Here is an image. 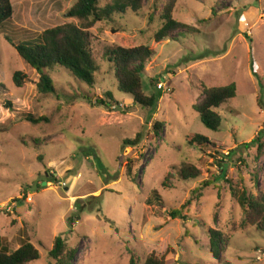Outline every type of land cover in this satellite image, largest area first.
I'll use <instances>...</instances> for the list:
<instances>
[{
    "label": "rangeland",
    "instance_id": "374dc122",
    "mask_svg": "<svg viewBox=\"0 0 264 264\" xmlns=\"http://www.w3.org/2000/svg\"><path fill=\"white\" fill-rule=\"evenodd\" d=\"M166 1L145 0L139 13L97 22L89 30L96 85L57 66L47 71L54 90L45 93L39 72L7 37L37 40L48 28L78 23L66 17L77 0H12L13 20L0 30V235L10 253L28 236L40 252L28 264H56L49 251L57 236L76 251L71 264H139L153 252L166 264H264V233L240 227L244 208L231 189L264 194V150L257 158L259 141L243 145L264 138V0H179L173 16L188 28L177 41L157 43ZM140 45L156 48L143 72L145 91L159 93L153 108L118 89L105 57L109 47ZM16 71L26 75L22 87ZM231 83L237 95L217 109L222 125L211 130L194 106L205 86ZM156 120L164 123L159 136ZM139 132V144L124 145ZM195 134L214 145H190ZM187 161L202 176L180 178ZM190 199L187 217L171 216ZM210 229L229 235L218 259Z\"/></svg>",
    "mask_w": 264,
    "mask_h": 264
},
{
    "label": "trees",
    "instance_id": "16d2710c",
    "mask_svg": "<svg viewBox=\"0 0 264 264\" xmlns=\"http://www.w3.org/2000/svg\"><path fill=\"white\" fill-rule=\"evenodd\" d=\"M145 0H115L105 6H100V0H77L66 13L67 18L77 19L78 23L68 22L48 28L43 31L37 40L18 41L17 43L7 37L8 41L16 48L21 56L33 69L40 74L39 89L41 92L49 93L54 90V81L47 71L55 69L57 66L64 67L80 81L85 82L90 87L96 85L97 74L100 65L97 62L92 46V35L89 31L97 22L115 19V15L125 14L128 10L139 13L144 7ZM179 0H167L161 12V27L154 33V40L157 43L166 40L177 41V33L188 28V26L174 18L173 13ZM14 16V6L12 0H0V30L5 24L12 21ZM115 30V29H114ZM156 54V48L151 45H140L136 47L116 46L109 47L105 52L106 60L115 71L118 89L130 94L134 103L145 108H153L158 104L159 93H147L144 89L143 72L148 60ZM25 74L16 71L13 80L17 87L23 86ZM237 95L236 83L224 86L207 87L202 91L201 98L195 109L200 115L203 124L214 131H218L222 125V116L217 111L222 105L233 99ZM110 100H115L111 92L107 93ZM98 104H106L104 100H97ZM108 105V103H107ZM32 122L46 120L45 117L34 119L27 117ZM164 123L156 120L153 124L154 133L159 136ZM143 133L139 132L134 139L124 141V145H137L141 142ZM259 141L257 158H260L264 150V138L258 136L250 143H243L245 147H251ZM189 144L194 145H214L206 136L195 134L189 140ZM240 148V147H237ZM236 150L230 151L228 155L234 154ZM134 163L129 159L127 163V175L136 181L134 175ZM178 176L185 179L198 178L202 176L201 168L192 162H183L178 169ZM168 186L167 180L163 182ZM211 181H204L194 189L193 194L198 197L204 187L210 186ZM231 186L234 195L244 208V217L240 227H255L264 233V194L257 195L250 192L246 187L239 188V185ZM24 198V196L22 197ZM188 200L180 209L171 212L172 217H187L184 209L190 205ZM210 248L215 258H220L224 246L227 243L228 234H224L219 229H210ZM20 247L14 252H9L7 241L0 235V264H28L38 260L40 252L32 243L28 236L20 239ZM76 251L70 248L62 236H57L49 255L56 264H71ZM130 264H138L135 259H131ZM139 264H166L165 260L156 253H151L144 262Z\"/></svg>",
    "mask_w": 264,
    "mask_h": 264
},
{
    "label": "built area",
    "instance_id": "2783aa9c",
    "mask_svg": "<svg viewBox=\"0 0 264 264\" xmlns=\"http://www.w3.org/2000/svg\"><path fill=\"white\" fill-rule=\"evenodd\" d=\"M161 84H163V83H161ZM161 84H160V86H162Z\"/></svg>",
    "mask_w": 264,
    "mask_h": 264
},
{
    "label": "water",
    "instance_id": "95a60500",
    "mask_svg": "<svg viewBox=\"0 0 264 264\" xmlns=\"http://www.w3.org/2000/svg\"><path fill=\"white\" fill-rule=\"evenodd\" d=\"M44 184H46V183H44ZM44 184H43V185H44Z\"/></svg>",
    "mask_w": 264,
    "mask_h": 264
}]
</instances>
